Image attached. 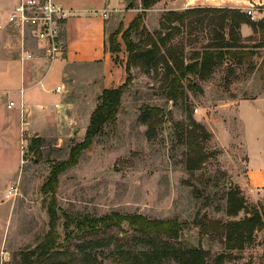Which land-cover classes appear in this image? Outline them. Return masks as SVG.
<instances>
[{"label":"rangeland","instance_id":"obj_1","mask_svg":"<svg viewBox=\"0 0 264 264\" xmlns=\"http://www.w3.org/2000/svg\"><path fill=\"white\" fill-rule=\"evenodd\" d=\"M16 2L0 0V264H22L26 255L44 240L50 230L47 207L51 201H55L58 208L54 230L56 244L40 264L57 261L125 264L116 246L124 244V240L132 242L143 238L127 222L109 228L101 225L89 232L77 230L73 225L66 226V213L101 217L114 212L184 221L186 227L182 236L172 242L184 247L202 245L210 252V263L217 254L226 251L232 259L225 264H264V227L255 232L254 241L244 250L228 251L222 237L203 234L198 224L200 221L240 219L255 210L262 214L264 221L263 196L249 197L241 187L250 159L244 143L245 133L264 137L261 111L264 108V17L244 12L255 25L248 24L252 30L246 37L241 27L238 29L240 39L236 43L244 46L242 60L230 57L231 61L217 66L206 78L185 79V99L173 102L165 98L162 69L148 72L133 68L132 81L122 96L117 122L107 124L94 138L92 146L81 154L78 163L59 174L55 190L51 192L44 186L52 167L66 160L71 148L85 137L83 129L88 121L74 118L73 107L78 112L86 109L90 97H79L85 87L98 78L104 77L105 84L111 78L110 54L103 45L104 20L93 16L92 21L76 25L75 46L71 49L81 54L78 61H82L83 66L73 82L75 88L67 94L53 92L57 84L64 87L70 84L61 76L57 63L52 64L43 79L45 88L34 87L44 104L55 102L62 95L68 104L38 117L34 108L28 106L23 117L21 90L41 82L51 61L41 57L32 45L34 57L21 64L19 34L7 22ZM118 5V0L103 4L110 16L106 21L107 31L113 30L119 18L123 20L125 15L126 21L133 14V10L120 9ZM216 16L217 12H201L195 19L205 18L204 23L184 25L182 32L174 37L172 43L184 44L186 62L214 37L217 26L207 21ZM145 20L151 32L160 27L147 16ZM228 31L226 29L227 37ZM120 42L123 43L122 39ZM120 52L116 53V60L127 59V52ZM40 59L47 60L44 67L39 65ZM192 81L196 87L190 85ZM243 99L252 102L243 106L239 114L237 103ZM11 101L15 106L8 108ZM74 102L75 106L70 104ZM146 107L159 109L155 133L150 136L148 125L139 118ZM191 130L195 131L194 138L198 136L199 153L193 152L186 143L187 132ZM34 138L41 141L30 150ZM189 155L194 161L197 155L204 156L195 170L187 168ZM12 188L16 190L15 196L7 198ZM237 189L238 195L246 200V209L232 216L228 213V194ZM70 231L73 232L69 234ZM95 241L105 244L91 247ZM30 257L34 261L32 264H37L36 256ZM162 264L179 263L168 258Z\"/></svg>","mask_w":264,"mask_h":264},{"label":"trees","instance_id":"obj_2","mask_svg":"<svg viewBox=\"0 0 264 264\" xmlns=\"http://www.w3.org/2000/svg\"><path fill=\"white\" fill-rule=\"evenodd\" d=\"M127 1H129V7L134 6V0ZM158 1L160 0H141L142 11L136 15L128 27L124 29L123 25H120L108 36L106 48L109 52L119 53L122 50L120 39L125 44L127 52L126 80L118 87L104 89L99 95L84 139L71 148L66 160L52 167L44 186L47 190L54 192V185L59 180V174L78 163L81 154L92 146L94 138L103 132L107 124L117 122L122 96L132 81L133 68L148 72L162 69L164 96L167 100L176 102L186 97L183 85L185 79L192 76L206 78L214 72L217 66L231 61L230 57L239 62L242 60L240 59L243 54L241 48L244 46L236 43L240 39L238 29L243 23L255 25L251 17L248 18L243 11L215 7H194L184 11L169 10L162 16L160 27L151 32L145 25V12ZM209 11L218 13V16L211 17L207 21L210 25L217 26V29H214L215 35L209 43L193 55L189 62H186L184 44L172 43V41L178 33L182 32L181 27L184 25L191 26L194 22L204 23L205 18L195 19V16L201 12ZM262 26L264 27L263 22ZM226 29L229 30L228 37ZM188 42L191 41L188 39ZM190 85L196 87L195 81H192ZM158 113L157 107H146L140 114V121L148 125L147 134L149 136L151 133H155ZM193 135H195V131L187 132L186 143L193 152L199 153L201 147L197 139L198 136L194 138ZM40 141L41 139L34 138L30 150H34ZM203 160L204 156L197 155L196 161H194L193 157L189 155L187 168L195 170ZM239 193L240 191L237 189L231 190L228 194L229 215L237 216L241 210L246 209V200L239 196ZM47 211L50 230L46 233L44 240L26 255L22 264H32L34 261H31V255L36 256L35 261L40 264L41 259L49 254L56 244L57 234L54 233V230L58 222V208L55 201L49 203ZM65 217L67 228L73 225L82 232L96 230L101 225L109 228L127 222L130 227L143 235V238L135 239L132 242L124 240V244L116 246L118 256L125 264H162L168 258L175 259L179 264H225L232 259V255L225 251L217 254L210 263V252L202 245L184 247L173 243L172 241L178 240L182 236L186 227V223L178 218H149L140 213L123 215L118 212L101 217L66 213ZM198 224L203 234L211 233L213 236L222 237V242L228 251L244 250L248 244L254 241L255 232L264 227L262 214L258 210L248 213L240 219L227 222L200 221ZM72 232L70 231L69 234ZM104 244L103 241H95L90 245L96 247ZM51 264L64 263L57 261Z\"/></svg>","mask_w":264,"mask_h":264},{"label":"crops","instance_id":"obj_3","mask_svg":"<svg viewBox=\"0 0 264 264\" xmlns=\"http://www.w3.org/2000/svg\"><path fill=\"white\" fill-rule=\"evenodd\" d=\"M58 2L64 4L69 10H70V17L67 19L66 27H65V39H66V48L64 54L59 57L58 59L51 61L49 65L46 68L45 74L41 80V82H38L37 84H33V86H29L28 88L24 89V104L25 109L27 112L28 106H31L36 111V117L39 115L45 116L47 112L51 110H60L61 106H66L68 103H66V98L61 96V99L55 100V102H52L50 104H44L43 101H41V98L38 94H35L34 87L36 85H40L43 88H45L44 85V78L47 74V71L50 70V67L52 64H60L61 68V76L63 79H67L70 81V84H66V86H61L62 91H55L56 88L52 89L55 93H62L66 92L69 93L73 88H75V85L73 82L76 79L77 73L81 71V68L83 63L82 61H78V58L81 57V54L79 52H73L71 49L73 46H75V38H76V25L81 21H92L93 16L96 18L103 19V45L104 48L107 44V36L114 32L121 24L123 25L124 29L128 27V25L132 22V20L136 17V15L142 11V5L141 0H136L135 5L133 6L135 8H129L126 2L127 0H118L119 2V8L121 7L133 10V14L130 16L128 20L125 21L126 17L125 15L122 18H119L118 21H115L113 24V30L107 31V19L110 17L108 15V10L103 7L104 2L110 0H57ZM78 1V2H77ZM259 6H264V0H160L156 4H154L151 8L146 10V16L147 19H153L155 20V23L157 25L160 24V20L165 12L169 10L173 11H184L189 8L194 7H215V8H230V9H239L243 12H248L249 9L252 10L254 16H259L261 18L264 17V8L260 9ZM87 9H95L94 11H88ZM256 14V15H255ZM146 18V17H145ZM160 19V20H159ZM146 22L148 20H145ZM114 22V21H113ZM68 30V33H67ZM251 26L243 23L241 25V32L243 33V36L246 37L251 34ZM122 44V50L120 53L126 52V47L124 43ZM106 50V49H105ZM109 52V51H108ZM79 54V56H78ZM110 54V64L112 67V70L110 71V79H108L107 83H104V80L102 78H98V80L93 81L90 83L80 94V98L84 99L85 95H88L90 98L87 99L86 102V109L84 113H81L82 111L78 112V109L76 107H73L74 112V118L78 117L79 120L83 118L84 122L88 121V124L84 125L83 132L86 134L87 127L90 122V118L92 115V112L94 111L96 105H97V99L99 95L102 93L104 89L112 88V87H118L121 84H123L126 80L127 73H126V59H122L121 61L116 60V53L109 52ZM39 65L41 67H44L47 63L46 59H40L38 61ZM113 70H116V73H113ZM74 85V86H73ZM57 86H60V84H57ZM56 86V87H57ZM28 92V97L26 93ZM31 92V93H30ZM78 97V98H79ZM27 98V101H26ZM81 99V100H82ZM86 99V98H85ZM28 102V103H27ZM249 102H252V100L249 99H243L239 103H237V112L241 114L243 106L247 105ZM75 103H70L71 105ZM262 105L264 107V101L262 102ZM9 105L7 104V107ZM15 106V104H14ZM11 108V107H8ZM264 109V108H263ZM262 111V114L264 115V110ZM48 110V111H47ZM20 111V110H19ZM70 111V110H67ZM260 111V113H261ZM68 113V112H67ZM20 115V114H19ZM76 115V116H75ZM31 124V122H30ZM21 131V130H20ZM250 133H245V141L246 148L248 152L250 153V159L247 164V172L244 177V180L241 182V187L245 191V193L252 198L263 196V202H264V137H260V135H253L250 136Z\"/></svg>","mask_w":264,"mask_h":264},{"label":"built area","instance_id":"obj_4","mask_svg":"<svg viewBox=\"0 0 264 264\" xmlns=\"http://www.w3.org/2000/svg\"><path fill=\"white\" fill-rule=\"evenodd\" d=\"M70 13L64 4L57 0H17L7 22L14 26L19 34L22 65L34 57L32 45L36 47L41 57L50 61H54L64 54L66 48L65 27ZM248 13L254 15L251 9L248 10ZM55 91H62V87L57 86ZM14 104L15 102L11 101L9 107ZM24 108L23 89L21 90V115L23 117ZM23 141L24 139L21 141L22 149H24ZM15 192V188H12L6 197L13 198Z\"/></svg>","mask_w":264,"mask_h":264}]
</instances>
